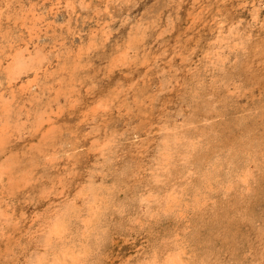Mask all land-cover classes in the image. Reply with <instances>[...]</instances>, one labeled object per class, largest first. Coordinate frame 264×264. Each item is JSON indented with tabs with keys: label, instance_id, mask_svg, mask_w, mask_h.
I'll return each mask as SVG.
<instances>
[{
	"label": "rangeland",
	"instance_id": "374dc122",
	"mask_svg": "<svg viewBox=\"0 0 264 264\" xmlns=\"http://www.w3.org/2000/svg\"><path fill=\"white\" fill-rule=\"evenodd\" d=\"M15 52L0 264H264V0H0Z\"/></svg>",
	"mask_w": 264,
	"mask_h": 264
},
{
	"label": "bare ground",
	"instance_id": "6f19581e",
	"mask_svg": "<svg viewBox=\"0 0 264 264\" xmlns=\"http://www.w3.org/2000/svg\"><path fill=\"white\" fill-rule=\"evenodd\" d=\"M52 11V10H51ZM51 11H49V10H45L44 12H42V13H40V15L39 14H37L36 15V17H38V18H36V19H34L33 20V22H32V24H35L36 23V21L35 20H44L45 18H47L50 14H51ZM46 12H48V14H46ZM26 13V12H25ZM42 14V15H41ZM32 16V15H31ZM25 19H27V18H23L18 24H17V26L15 25L13 28H12V31L10 32L11 33V35H9V37H8V40H12L13 41V43L15 42V43H17L18 41L20 42V41H22V42H24L27 38H28V36H27V32L30 34V31H27V29H29L30 30V28H31V26H33V25H30V26H28V25H26V23H24L25 22ZM27 28V29H26ZM18 55H19V52L18 53H16L15 52V55H13L11 58H10V63H9V67H8V69H5L4 71L3 70H1V69H3V68H0V86L2 85V84H4V86L7 84V83H11V81L14 79V77H16V76H18L19 74V72H20V70L21 69H14V67L16 68V64L15 63H17V62H15V60L17 59L18 60ZM18 64V63H17ZM41 63H38V64H35V65H40ZM74 64V63H73ZM42 65V64H41ZM75 65V64H74ZM32 69V68H31ZM36 70H38V68H35ZM64 69H65V67H64ZM34 77H32L30 80H29V86L30 87H38L39 85V81H38V79L36 78V72H34ZM60 87H62V83L60 82ZM74 88V87H73ZM75 92V90H71L70 92ZM4 99V98H3ZM96 108H93V107H91V106H88V108L86 109V111H84V113H83V119L81 120V124L82 125H87V124H89L90 122H92V119H93V117L96 115ZM5 112V111H4ZM56 114V113H55ZM54 123L51 121L50 122V125H49V130L51 131V130H53L52 128H53V125ZM17 126V125H16ZM10 127V126H9ZM7 129H3V131H2V134L4 135V133H6L7 134V131H6ZM66 132H69L70 133V130L68 129ZM76 132V130H71V138H70V140L71 141H69L68 143H70V145L68 146V148H65V149H63V152H70V151H75V150H77L80 146H81V144H80V141L78 140V134H76L75 133ZM53 133V132H52ZM47 155H49V153H46L45 154V156H47Z\"/></svg>",
	"mask_w": 264,
	"mask_h": 264
}]
</instances>
